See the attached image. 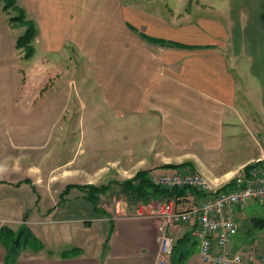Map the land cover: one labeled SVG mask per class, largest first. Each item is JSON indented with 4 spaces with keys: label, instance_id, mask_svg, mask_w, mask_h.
I'll use <instances>...</instances> for the list:
<instances>
[{
    "label": "crops",
    "instance_id": "0c3cea01",
    "mask_svg": "<svg viewBox=\"0 0 264 264\" xmlns=\"http://www.w3.org/2000/svg\"><path fill=\"white\" fill-rule=\"evenodd\" d=\"M14 1L36 24V51L101 52L102 91L135 116L134 127L146 139L141 155L119 165L132 172L129 178L190 162L218 184L264 158V0H180L176 7L164 0V13L142 4L151 0ZM0 2L7 17L17 12L5 10L7 0ZM230 158L235 164L220 171L217 162ZM9 177L0 173V206L23 208L20 190L31 178L16 183ZM35 183H26L33 189L26 192L37 194L31 198L39 214L10 219L0 213V230L25 225L38 239L22 241L14 264H160L157 215L112 217L110 231V223L99 225L98 218L45 221L42 196L51 188ZM199 197L189 193L173 200L188 209ZM236 220L232 251L263 243L261 200L236 208ZM66 227L68 233H56ZM99 227L101 235H94ZM189 230L188 224L169 229L175 253L168 264H208ZM8 248L0 239V264H10Z\"/></svg>",
    "mask_w": 264,
    "mask_h": 264
},
{
    "label": "rangeland",
    "instance_id": "374dc122",
    "mask_svg": "<svg viewBox=\"0 0 264 264\" xmlns=\"http://www.w3.org/2000/svg\"><path fill=\"white\" fill-rule=\"evenodd\" d=\"M163 1L141 3L164 13ZM167 1L175 7L180 3ZM16 15L18 12L11 11L7 17L0 2V173H7L8 179L16 183L30 176L32 184L37 183L35 188H51L49 194L42 196L47 203L41 204L45 221L98 218L99 225L110 223V231L112 217L156 214L161 198L145 203L124 187L132 172H124L119 165L141 155L146 150V139L134 127L135 116L122 112L116 106V98L112 104L102 91L101 52L35 50L27 60L25 52L17 47L26 28L10 21ZM253 150L249 147V154H255ZM234 164L231 158L217 162L220 171ZM230 180L221 179L214 185L224 187ZM70 183L109 186L106 193L100 194L98 203L109 215L97 214L93 203L76 188L67 197L70 201L59 204L63 189ZM32 184L24 183L20 190L25 206H0L1 215L15 219L18 213H24V217L39 214L31 198L37 194L26 192L33 190ZM53 211L55 215L48 217ZM74 225L76 222L65 223ZM64 228L56 233H68L69 229ZM100 230L99 227L94 235H101Z\"/></svg>",
    "mask_w": 264,
    "mask_h": 264
},
{
    "label": "built area",
    "instance_id": "2783aa9c",
    "mask_svg": "<svg viewBox=\"0 0 264 264\" xmlns=\"http://www.w3.org/2000/svg\"><path fill=\"white\" fill-rule=\"evenodd\" d=\"M152 183L162 189L191 188L199 197L191 208L181 209L173 199H160L157 213L160 264H168L174 251L170 228L190 225V237L201 246V259L208 264H264V241L234 252L230 242L237 231L236 208L254 200L264 203V158L252 163L237 178L238 185L225 189L212 185L202 173L191 169L152 172Z\"/></svg>",
    "mask_w": 264,
    "mask_h": 264
},
{
    "label": "trees",
    "instance_id": "16d2710c",
    "mask_svg": "<svg viewBox=\"0 0 264 264\" xmlns=\"http://www.w3.org/2000/svg\"><path fill=\"white\" fill-rule=\"evenodd\" d=\"M13 8L17 10L18 15L12 17L10 19L11 23H16L21 27H25L26 30L23 35L18 38L17 47L22 49L25 52V59H31L35 53V45L34 40L37 35V27L34 21L27 18L25 11L16 5L14 0H7L5 5V10ZM156 42H160L161 44L168 45H176L174 42H166L163 40H154ZM252 164L247 165L244 170L247 171L251 168ZM167 169L179 170L182 168H190L193 169V164L190 162H185L182 164H168L164 166ZM150 171L144 170L138 172L134 177L127 179L124 181V187L127 190H131L136 195V198L144 201L145 203H150L152 200L156 199H164V198H172L176 199V201L181 197L185 196L189 193L199 194L195 190L191 188H175L172 190L162 189L156 185H154L150 179ZM26 183H32L30 179L25 180ZM238 185V181L236 179L230 181L227 185L224 186L225 189L233 188ZM79 189L85 195V198L88 199L91 203H93L95 212L97 214L109 215L106 210H103L99 207L98 203L100 201V194L106 193L109 190V186L101 185L97 186L95 184H68L64 191L61 193L59 204L63 203L67 196L71 193L73 189ZM112 221V219L110 220ZM113 225V223H112ZM0 239H2L8 245V255L7 259L10 264H14L18 249L21 246L22 241L32 240L38 241L35 237L34 233L30 231L25 225L19 230L14 231L8 227H3L0 230ZM175 253V244L174 251ZM172 255V256H173Z\"/></svg>",
    "mask_w": 264,
    "mask_h": 264
}]
</instances>
